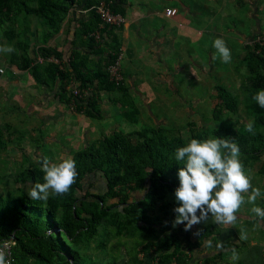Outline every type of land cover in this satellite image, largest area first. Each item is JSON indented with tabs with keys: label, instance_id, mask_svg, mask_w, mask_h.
Segmentation results:
<instances>
[{
	"label": "trees",
	"instance_id": "obj_1",
	"mask_svg": "<svg viewBox=\"0 0 264 264\" xmlns=\"http://www.w3.org/2000/svg\"><path fill=\"white\" fill-rule=\"evenodd\" d=\"M118 1L119 3L114 2L111 5L113 12H121L120 3L123 0ZM75 2L76 0H0V26L10 20L14 12L22 10L30 13L34 16L36 25L43 28L45 43L58 32L60 22ZM91 4L92 1H86L83 7L87 9ZM92 15L93 25L99 24V18L94 12ZM78 25V37L88 36L94 29L90 22L80 21ZM105 27L107 29L103 31L108 34L106 45L113 52L108 55L109 63L115 57L118 41L116 33L111 30L116 26ZM89 39L90 43H94L92 37ZM259 41L260 43L253 40L250 44H245L238 57L245 66L243 83L250 91L252 100L249 109L252 110L251 119L255 118L254 133L246 130L248 121L234 125L227 119L228 112L237 111V96L222 84L219 78L215 81L218 100L211 114L215 123V136L235 140L246 158L258 157L264 152V108L253 100L259 90H264V39L260 37ZM52 55L58 59V63L48 61L44 65L38 62L39 56L47 58ZM61 58L57 50L40 45L34 50L32 58L23 55L16 61V65L18 69L27 70L32 75L41 71L53 83L58 81L55 97L65 104L70 102L71 94L66 93L70 82H78L80 88H89L84 101L77 103L75 107L76 111L88 117H96L99 91L110 93L113 90H124L122 84L115 85L108 79L105 69L100 66L93 69L88 67L87 54L73 50L68 59V68L61 63ZM39 80L44 84L48 82L47 79ZM109 98L114 101V98ZM122 98L127 104V109L121 112L122 117L129 123H136L138 109L129 102L126 95L123 94ZM4 144L0 132V151L3 150ZM185 145V138L173 127L149 125L128 133L113 130L101 136L96 146L87 149L86 154L79 158L76 164L78 175L67 193L50 194L46 201L26 197L25 200H16L10 206L0 193V242L14 241L11 246V264H57L50 256L56 255L60 260L69 256L67 247L58 235L59 231L62 230L70 236L78 230L91 235L96 233L103 223L112 226V234L115 237L140 236L141 242L132 247L124 264H142L135 254L138 245H141L143 254L154 255L155 264L183 263L185 250L190 251L200 246L203 238L213 233L214 227L212 221H205L193 231V240L188 231L184 230L181 236L178 228L171 227V222L175 219L173 209L178 206L174 190L179 186L178 169L182 166L175 159V153L176 149ZM97 171L106 180L107 190L103 194L85 192L79 198L69 196L76 188L81 187L85 173ZM259 171L264 172V167ZM43 177L44 173L40 168L27 169L24 172V180L31 181V188L35 183H44ZM137 190L149 195L145 210L130 207L128 203L130 193ZM107 198H117L118 202L126 207L118 211L113 210L116 205L104 206ZM52 229L54 231L50 232ZM198 230L200 235H194ZM230 232L223 230L220 236H227ZM212 261L213 258L210 257L199 264H213ZM235 264L253 263L241 260Z\"/></svg>",
	"mask_w": 264,
	"mask_h": 264
},
{
	"label": "rangeland",
	"instance_id": "obj_2",
	"mask_svg": "<svg viewBox=\"0 0 264 264\" xmlns=\"http://www.w3.org/2000/svg\"><path fill=\"white\" fill-rule=\"evenodd\" d=\"M34 20L32 14L21 10L12 13L11 19L0 26V46L9 45L15 48L13 53H0V132L5 142L3 150L0 151V193L8 206L18 199L25 200L29 197L31 181L24 180V172L27 169H41L42 158L47 157L51 162L58 163L71 156L77 164L87 149L95 147L101 136L113 130L128 133L153 124L173 127L185 138L186 144L192 138L203 140L209 136L215 137V123L211 114L218 100L215 89L217 78L237 96V111L228 112L227 119L234 125L251 119L252 110L249 109V104L252 100L250 91L243 83L245 66L238 58V53L244 48L242 43L229 47L232 56L230 63H223L219 56L217 58L216 52L213 66L205 69L203 77L184 80L180 93L177 94L181 97L183 106L179 109L175 105L169 114L164 112L156 115L151 110H143L136 123H129L121 115L124 105L127 106L125 100L124 103H113L109 98H113L110 96L112 93L108 96L105 91L98 93L96 117H88L76 111L69 102L66 106H58L59 101L52 94L53 82L47 79L44 86L39 80L44 75L43 72L38 71L36 75L31 74L28 77L27 70H20L16 65V61L23 55L32 58L35 47L42 43L40 33L43 28L36 25ZM261 36L264 39V31ZM259 39L260 36L254 40L260 43ZM32 79L35 83H27ZM75 87H79L78 82L69 84L66 87L67 95ZM55 92H58V88ZM120 99L123 100L121 96ZM240 159L252 175L264 163V152L253 158H246L241 153ZM260 177L263 176L258 173L252 176L258 181L262 179ZM106 190V180L99 171L87 172L82 177L81 187L76 188L69 196L79 198L85 192L103 194ZM170 195L169 193L168 197ZM148 200V194L137 190L130 193L128 203L130 207L145 210ZM107 205H116L113 210L118 211L126 207L117 198H107L104 206ZM246 208L245 203L239 213H246ZM173 228L184 233L183 224ZM58 235L67 247L69 256L65 260H60L56 255L50 256L57 264H124L132 247L141 242L139 235L132 238L115 237L112 226L107 223L100 225L96 233L91 235L79 230L72 236L66 235L62 230ZM136 251V257L142 264H155L154 255L143 254L141 245L137 246ZM216 263L221 264L217 261Z\"/></svg>",
	"mask_w": 264,
	"mask_h": 264
},
{
	"label": "crops",
	"instance_id": "obj_3",
	"mask_svg": "<svg viewBox=\"0 0 264 264\" xmlns=\"http://www.w3.org/2000/svg\"><path fill=\"white\" fill-rule=\"evenodd\" d=\"M86 1H92L93 5L97 0H76L60 22L58 32L45 43L43 30L41 31L42 43L38 46L46 45L57 50L65 68L69 67L70 54L76 50L87 54V66L91 69L97 66L105 69L108 55L113 54L106 45L108 34L103 30L107 28L100 23L93 25L92 12L83 7ZM112 1L113 4L119 3L118 0ZM166 8H175L176 13L168 16L165 14ZM120 11L124 22L111 30L116 33L118 41L116 54L119 51L123 53L121 70L124 90H113L110 96L114 98L113 103H121L124 100H121L120 96L126 95L129 102L138 109V119L143 110H151L157 115L164 112L169 114L175 105H178L179 109L182 108L183 101L177 96L182 83L188 78L203 77L205 69L213 66L214 53L217 52L213 41L216 38H223L228 47L241 43L244 47L256 37H262L264 31V0H123L120 3ZM80 21L91 23L90 26L94 29L88 36L93 38L94 43H90L86 35L78 37L80 25L75 23ZM96 31L101 34L98 40L94 36ZM242 51L240 50L238 55ZM216 56L218 58L219 55ZM38 58L42 64L48 61L59 62L54 55ZM29 75L31 74L27 71V76ZM40 78L48 79L44 75ZM27 83L35 81L32 79ZM71 83L73 82L69 84ZM57 88L58 81H55L52 87L55 99H58L54 95ZM107 95L109 96V93ZM58 101V106H66L59 99ZM123 109H127V106L124 105ZM261 167H264V163L259 169ZM259 169L257 172L253 171L251 176L258 173L263 177H260V181L252 178V184L264 192V172ZM256 206L264 208V199H258ZM252 207L253 205L247 204L246 213H239L235 225H217L209 217L208 220L214 225L213 233L204 237L200 246L190 251L185 250L186 257L181 264H199L210 257L215 264L216 261L221 264H235L241 260L264 264V221L251 212ZM202 225H194L193 231ZM241 229L246 230V240L239 239ZM223 230L231 232L221 237L220 232ZM193 231L188 230L192 240ZM206 239H212V247L205 245ZM218 242L223 243L222 249L216 248ZM232 248L239 254L237 261L231 259Z\"/></svg>",
	"mask_w": 264,
	"mask_h": 264
},
{
	"label": "clouds",
	"instance_id": "obj_4",
	"mask_svg": "<svg viewBox=\"0 0 264 264\" xmlns=\"http://www.w3.org/2000/svg\"><path fill=\"white\" fill-rule=\"evenodd\" d=\"M213 47L223 63L231 62V50L223 38H216ZM14 51L12 46H0V53ZM253 100L264 108V90H259ZM254 124L255 118H252L245 125L249 133H254ZM240 156L235 140L217 136L203 140L192 138L185 146L176 149L175 159L182 166L178 169L179 186L174 190L178 206L173 209V227L183 224L184 230L188 231L194 225L203 224L209 217L217 225H235L239 219L237 214L245 203L253 205L251 212L264 221V208L256 206L258 199H264V192L260 187H253L250 171L245 169ZM40 163L45 174L44 183H35L29 197L46 201L50 193H67L78 175L75 159L69 156L54 163L44 157ZM194 235L199 236L200 231ZM239 239H247L246 230H240ZM205 245L212 247V239H206ZM215 246L222 249L223 243L218 242ZM231 252L232 261L239 260L237 250L232 248ZM7 255L0 248V264H11Z\"/></svg>",
	"mask_w": 264,
	"mask_h": 264
},
{
	"label": "built area",
	"instance_id": "obj_5",
	"mask_svg": "<svg viewBox=\"0 0 264 264\" xmlns=\"http://www.w3.org/2000/svg\"><path fill=\"white\" fill-rule=\"evenodd\" d=\"M112 0H97L93 5H91L88 10L94 12V14L99 18L100 24L106 26H121L124 22V16L121 12H113L111 5ZM176 13L175 8H166L165 14L168 16L174 15ZM95 39L98 40L101 34L96 31L94 32ZM123 53L122 51L115 54L114 59L107 64L105 70L108 75V79L115 85L123 84V75L121 70ZM0 71H2L0 69ZM89 88H72L70 91L71 97L69 105L74 108L77 103H82L87 96ZM14 244L12 240H4L0 242V248H3L7 253V258L11 261V246Z\"/></svg>",
	"mask_w": 264,
	"mask_h": 264
}]
</instances>
